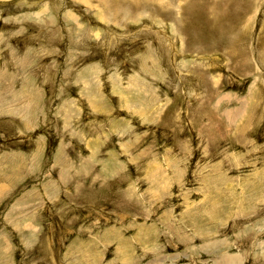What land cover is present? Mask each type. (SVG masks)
<instances>
[{"label":"rangeland","instance_id":"1","mask_svg":"<svg viewBox=\"0 0 264 264\" xmlns=\"http://www.w3.org/2000/svg\"><path fill=\"white\" fill-rule=\"evenodd\" d=\"M0 264H264V0H0Z\"/></svg>","mask_w":264,"mask_h":264},{"label":"bare ground","instance_id":"2","mask_svg":"<svg viewBox=\"0 0 264 264\" xmlns=\"http://www.w3.org/2000/svg\"><path fill=\"white\" fill-rule=\"evenodd\" d=\"M233 257H235V256H233Z\"/></svg>","mask_w":264,"mask_h":264}]
</instances>
